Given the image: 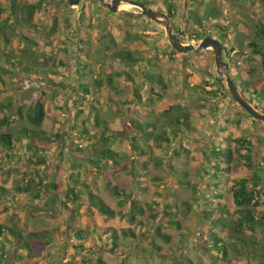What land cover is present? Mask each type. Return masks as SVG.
<instances>
[{
  "label": "rangeland",
  "instance_id": "374dc122",
  "mask_svg": "<svg viewBox=\"0 0 264 264\" xmlns=\"http://www.w3.org/2000/svg\"><path fill=\"white\" fill-rule=\"evenodd\" d=\"M7 1L1 0L5 6H7ZM27 1L36 3L39 0ZM148 1L151 2V5H148L151 8L166 12L164 6L160 4L161 0ZM175 2L178 3V13L175 19L171 18L173 28L187 29L184 43L191 42L195 45L201 39H194L192 34L196 27L192 22L186 21L188 13L184 10L191 4L186 3L185 0H175ZM122 5L119 7L121 12L117 13L109 11L97 0H81L80 4L74 7H70L66 0H46L32 18V23L36 27H21L20 34L27 37L30 40L29 43L35 42L38 50L51 54L49 68L57 72L54 77L58 84L41 85L35 78L5 75L4 80L9 87L0 94V103H6L8 100L11 102V107L7 112L14 111L23 104L24 111H26L34 98L41 97L46 109V118L41 127L51 134L52 139V147L48 152V161L51 164L49 168L53 170L50 180L61 182L66 174L75 172L74 176L84 179L91 189L96 190L98 195L119 213L111 219H106L97 213L92 214V222L97 229L102 230L110 226L131 228L137 234L143 235L137 239H120L116 253L110 250V244L103 249L98 248L106 241V236L99 241L89 234V242H86L85 246L75 247L76 244H81L80 241L69 231L64 233L65 220L68 218L65 206L58 201L51 206L44 199H34L31 193H15L18 196L15 198H19L18 200L24 202L25 205L14 203L11 198L0 200V224L20 228L24 233L59 230L58 240L48 246L46 252L52 264L69 262L99 264V259L106 264H212L201 247L207 245L200 234L208 226L201 223L200 212L215 206L212 201L215 197L210 193L211 191L218 190L223 195L222 201L231 205L230 186L234 177L229 176L227 182L224 180L222 183L218 182L217 187L215 185L217 178L207 174L209 162L204 152L211 146L217 148L229 146L225 136L248 138L251 135H258L263 137L264 122L260 120L252 122L245 115V110L230 95L224 99L209 95L208 92L211 90L226 86L224 78L222 82L215 81L209 84L218 75L211 48L201 49L199 52L189 51L188 56L200 61L197 66L189 68L177 59L178 55L168 53L171 45L160 25L140 15L138 7L131 4ZM211 7H215L218 13L215 19H210L219 25L220 29L207 28V30H210L211 36L215 38L218 36L217 30L226 29L227 39L234 40L237 34L236 23L249 22L252 28L256 21L264 23V0L262 5L255 7L235 3L233 0H201L192 3V9L196 11L202 12ZM122 12L133 14L127 15ZM54 26H56V31H53ZM133 36H137L138 39H134ZM9 37V41L0 40V50H17L24 46L21 36L20 39L16 36ZM108 37L114 38L116 49L135 52L140 58L137 66L132 67L119 59L109 58L108 54L112 50L106 47L110 43ZM251 38V35L245 36L247 40ZM80 45L83 50L92 54L91 59L77 49ZM247 52L250 53L249 50ZM81 58L85 59L81 61L83 65L88 66L89 64L86 71L88 72L87 79L83 81L92 85L94 89L88 96L89 101L87 102L97 106L87 107L85 116L90 111L97 112L98 109L97 113L100 112L101 118L106 120L103 125L106 128L129 131L123 119L116 118L114 121L108 104L118 102V106L123 110V116L131 115L141 122L149 118L150 121L159 122L164 116L150 114L154 110L152 105L159 106L169 99L178 100L177 104H185V97L189 100L188 110L191 113L193 133H185L171 144L165 145L156 143L152 137L144 141L150 146L153 156L148 163L145 179H141V183L146 186L145 189L140 188L137 177L132 175L133 167L137 166L134 164V158L124 161L125 171L116 177L113 176L112 168L107 171L112 185L119 186L125 193L133 192L132 199L139 200L142 204L144 213L137 215L133 222L128 220L131 199H127L126 196L112 195L101 174L95 175L93 171L81 169L75 171L71 167L72 160L79 162L85 159L87 154H93L95 147L100 144L96 142L94 146H85L84 140L75 137L72 127L75 122L76 90L78 82L82 81L76 68L84 72L78 64ZM229 59L232 60V67L243 84L248 83L252 86L253 83L261 92L264 91V70L257 61L244 60L236 55L235 51L228 52L227 62ZM148 62L155 65H148ZM145 64L163 75L166 87L151 85L138 78L135 86L139 88L141 98L136 101L134 99V102L129 101L131 95L127 88L119 91L109 87L104 81L101 83L102 87H96L97 84L94 83L97 78L101 77L105 80L107 74L117 71H127L131 76L136 77L139 68ZM59 80L65 88L59 84ZM122 83L123 81L115 78L116 86ZM259 96L261 99L262 94ZM122 101H124L123 104H120ZM86 125L89 131L87 136L95 135L98 138L102 127L97 126L92 120H89ZM81 126L79 121L77 127ZM55 131L61 135L60 139L53 135ZM75 146L79 150L82 147L85 150L77 151L79 156L71 155V149ZM110 148L122 153L128 151L126 145L120 140L112 143ZM232 149L235 150L236 146L232 145ZM254 150L256 168L264 167V157L262 158L264 143L256 144ZM155 162L159 165L156 166ZM5 167L7 171L0 170V185L10 190H14L19 182L27 178L24 174L34 170L30 163L20 161H10ZM47 172L49 169L44 168L43 173ZM140 172L142 173V170ZM225 177L220 176L219 179H225ZM182 181L187 184L183 185ZM194 184L196 190L192 187ZM85 191L81 187L80 203L84 205L87 203ZM66 202L67 206L74 205L68 200ZM261 202H264V195H262ZM6 206L8 209L3 211ZM263 208L264 205H260L257 210L260 211ZM52 209H57V211ZM168 218L179 222V227L169 224ZM77 224L82 227L87 226V222L83 220ZM156 228H161L170 236L168 242L159 238ZM152 240L166 248L171 256L162 257L154 253ZM233 261L234 264H255L252 258L247 256L239 259L233 258Z\"/></svg>",
  "mask_w": 264,
  "mask_h": 264
},
{
  "label": "trees",
  "instance_id": "16d2710c",
  "mask_svg": "<svg viewBox=\"0 0 264 264\" xmlns=\"http://www.w3.org/2000/svg\"><path fill=\"white\" fill-rule=\"evenodd\" d=\"M45 1L39 0L36 3H31L27 0H8L7 6H5L0 0V40L9 41V36H16L20 39L21 36V40L24 42V46L20 49L0 50V94H2L4 89L9 87L4 80L5 75H22L35 78L41 85L45 83L48 85L58 84L57 79L54 77V74H57V72L49 68L51 54L38 50L35 42L29 43L30 40L20 34L21 27H36L32 23V18L35 12L42 8ZM138 1H142L145 5H151V2L148 0ZM185 1L191 4V6L184 8V10L188 13L186 21L192 22L196 27L192 34L194 39L199 40L211 35L212 33L207 28L220 29V26L213 23L210 19L217 17L218 12L215 7L204 9L201 12L192 9V3L201 0ZM233 1L243 5H250L251 7L260 6L263 3V0ZM160 4L164 6L170 18L175 19L177 17L178 3L175 0H161ZM88 27L90 28L91 26ZM236 28L237 34L234 40L227 39L226 29L217 30V39L221 40L227 52L235 51V54L241 56L244 60L257 61L259 66L264 70V23L256 21L253 24V28L249 22L236 23ZM53 31H56V26L53 27ZM174 31L181 42H185L187 29L180 30L174 28ZM250 35L252 36L251 39H245V36ZM133 37L134 39H138L137 36ZM108 39L110 43L106 47L108 50H112L108 54L109 58L119 59L132 67L137 66L140 58L136 56L135 52L127 49H116L114 38L108 37ZM84 43L86 42L84 41ZM170 47L171 50L168 53L178 55L179 58L177 59L183 62L185 66L192 68L199 64L200 61L188 56L189 51L179 52L172 46ZM77 49L91 59L92 54L83 50L81 45ZM81 59H79L78 64L84 72L76 68V72L79 73L80 80L82 81L78 82L76 90L75 122H73L72 127L73 131H75V137L82 141L84 140L85 146H94L96 142L100 144L95 147L94 153L87 154L85 159L79 162L72 160L71 167L75 171L81 169L83 171H93L95 175L101 174L104 180H106L112 195L119 197L126 196L127 199H131L128 220L133 222L137 215L144 213L142 204L139 200L132 199L133 192L125 193L119 186L112 185L107 171L112 168L113 176L116 177L125 171L126 164H123L124 161L128 159L133 160L134 158V164L140 167H133L132 175L137 177L140 188L145 189L146 186L141 183V179H145L148 163L153 159V156L150 146L144 141L152 137L156 143L165 145L171 144L179 137H182V135H185V133H193L194 128L191 123V113L188 110L190 106L189 100L185 97V104H177L178 100L169 99L159 106L152 105L154 110L150 114L157 116L162 114L164 116L159 122L150 121V118L141 122L131 115L123 116V110L118 106V102L108 104L113 113L114 121H116V118L123 119L129 131L106 128L103 126L106 120L101 118L100 112L97 113V108V112L90 111L88 112L89 116H85L87 107L93 108L97 106L87 102L89 101L88 96L92 94L94 89L92 85L83 81V79H87L86 75L88 72L86 71L89 68V64L88 66L86 64L83 65L81 61H85V59ZM146 64L139 68L136 77L131 76L127 71H117L107 74L105 80L101 77L97 78L94 80V83L97 84L96 87H102L103 84L101 83L104 81L109 87L119 91H124L127 88L131 95L129 101L134 102L141 98L140 90L135 86L138 78L151 85L166 87L163 75L150 69ZM228 64L231 77L236 85L243 90L247 98L255 106L264 111V91L261 92L253 83L252 86H249L248 83L243 84L232 67V60L229 59ZM148 65L155 64L148 62ZM115 78L123 81V83L116 86ZM214 79L209 84L215 83V81L222 82V77L219 74ZM59 84L65 88L62 81L59 80ZM208 93L210 96L221 99L229 96L227 86L225 85L223 88H215ZM261 94L260 99L259 95ZM123 102H120V104H123ZM10 107L11 102L9 100L6 103H0V170L7 171L5 166L10 161L30 163V166L34 170L33 172L29 171V175L28 173L24 174L25 176L27 175V178L19 182L14 187V190L0 185V200L11 198L14 203L25 205L24 202L18 200L19 198H15L18 197L15 193H31L34 199H44L51 206L57 201L63 204L68 212L64 233L69 231L81 243L76 244L75 247L85 246L86 242H89V234L99 241H101L103 236H106V241L98 248L103 249L110 244V250L116 253L120 245V239H137L140 235H143L137 234L131 228L125 229L110 226L102 228V230L97 229L92 222V214L97 213L106 219H111L119 213L112 209L98 195L96 190L91 189V186L84 179L74 176L73 173L75 172L66 174L65 179L61 182L59 180H50L53 170L49 168L51 164L48 161V152L52 147V139L51 134L41 127L46 118L45 104L41 97L34 98L26 111H24V104L18 106L14 111L7 112ZM245 115L254 123L258 121L247 113ZM89 120L95 121L97 126L102 127L98 138L95 135L87 136L89 131L86 124ZM79 121L82 124L81 127H77ZM53 135L57 139L61 138L58 131L53 132ZM225 137L229 146L221 148L211 146L204 152V155L209 162L207 174L215 179L217 178V182L215 183L217 187L218 182L222 183V180L227 182L229 176L234 177L233 183L230 186L232 192L231 205L229 206L222 201L223 195L218 190L210 192L215 197V200H212L215 206L201 210L200 212L201 223L204 226H208L200 234L202 240L207 243V245L201 247L212 264H234L233 258L239 259L245 256L252 258L255 264H264V208L260 211L257 210L258 206L264 205V202H261L262 195H264V167L256 168L253 154L255 145L264 143V136L251 135L248 138H244L243 136ZM116 140H120V142L126 145L128 149L126 153L110 148V145ZM232 145L236 146L235 150L232 149ZM84 150L85 148L83 147L79 150L75 146V148L71 149V155L79 156L77 151ZM155 163L156 166L159 165L157 162ZM55 167L57 166L55 165ZM44 168L49 169V172L43 173ZM138 168L142 170V173ZM220 176L226 177L225 179H219ZM181 183L183 185L187 184L185 181ZM81 187L86 190V205L80 203ZM192 187L196 190L195 184ZM66 200L72 202L74 205L67 206ZM5 209H8V206L3 211ZM52 210L57 211V209ZM82 220L87 222L86 227L77 224ZM168 221L169 224L179 227V222L174 221L172 218H168ZM58 231L45 230L24 233L20 228L0 224V264H52L51 258L47 257L46 252L48 246L58 240L60 235ZM156 233L161 240L165 242L169 241L170 236L163 232L161 228H156ZM151 245L153 252L157 255H161L162 257L171 256L169 251L157 244L155 240L151 241ZM98 263L106 264L102 259H99Z\"/></svg>",
  "mask_w": 264,
  "mask_h": 264
},
{
  "label": "water",
  "instance_id": "95a60500",
  "mask_svg": "<svg viewBox=\"0 0 264 264\" xmlns=\"http://www.w3.org/2000/svg\"><path fill=\"white\" fill-rule=\"evenodd\" d=\"M70 7L78 6L81 0H66ZM103 6L107 7L111 12H121L119 7L122 4H131L140 9L139 14L145 16L146 18L154 21L160 25L164 31L165 35L170 43V45L179 52L194 51L199 52L201 49L211 48L214 54L215 65L217 73L224 78L227 86L229 95L235 100L252 118L264 122V111L255 106L245 95V93L236 85L233 81L230 71L229 64L226 60V55L228 54L226 47L222 42L212 36L203 37L197 44L184 43L181 42L177 34L173 30V24L171 18L162 10L153 9L148 5H145L142 1L138 0H97ZM123 14H133L130 12H122Z\"/></svg>",
  "mask_w": 264,
  "mask_h": 264
},
{
  "label": "flooded vegetation",
  "instance_id": "af4514ba",
  "mask_svg": "<svg viewBox=\"0 0 264 264\" xmlns=\"http://www.w3.org/2000/svg\"><path fill=\"white\" fill-rule=\"evenodd\" d=\"M166 14H167V12H165ZM168 15V14H167ZM174 27V26H173ZM173 30H174V28H173ZM175 32V31H174ZM208 36H211V35H208ZM213 37V36H212ZM221 41V40H220Z\"/></svg>",
  "mask_w": 264,
  "mask_h": 264
},
{
  "label": "bare ground",
  "instance_id": "6f19581e",
  "mask_svg": "<svg viewBox=\"0 0 264 264\" xmlns=\"http://www.w3.org/2000/svg\"><path fill=\"white\" fill-rule=\"evenodd\" d=\"M123 7H126L127 5H122Z\"/></svg>",
  "mask_w": 264,
  "mask_h": 264
}]
</instances>
